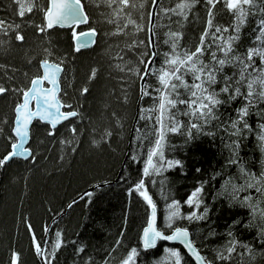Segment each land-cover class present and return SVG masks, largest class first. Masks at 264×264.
Here are the masks:
<instances>
[{"label":"snow or ice","instance_id":"snow-or-ice-1","mask_svg":"<svg viewBox=\"0 0 264 264\" xmlns=\"http://www.w3.org/2000/svg\"><path fill=\"white\" fill-rule=\"evenodd\" d=\"M11 3L20 23L0 19V51L10 52L13 40L20 42L16 47L23 48L27 43L25 25L33 29L42 43L36 53L23 48L26 62L32 65L35 61L36 67V74L31 77L23 73L28 78L27 86L15 84L14 73L20 69L0 63V80L5 81L0 83V96L18 97L12 124L6 118L0 120V137L6 141L5 151L0 155V169L14 158L31 164L37 162L38 153L29 143L37 127L52 138L49 142L54 148L59 144L60 161L79 152L85 131L91 146L111 147L113 122L116 128L123 127L122 117L111 101L117 106L128 105L130 88H134L137 96V118L145 122L135 129L139 151L130 155L131 161L142 164V168L137 169L133 182L121 174L127 185L128 210L135 195L146 213V226H142L136 246L124 243L127 212L122 216V231L114 242L97 250L102 252L99 258L87 243L66 241L63 230H53L47 224L42 225L43 235L38 236L31 218H24L30 249L40 264H56L58 253L68 244L73 246V264H246L245 254L249 261L256 259L257 245L259 255L264 256V0H169L167 5L164 0H151L150 4L144 0H91L92 6L99 10L95 20L82 0H11ZM148 7L155 11L148 13L146 28L140 21L146 19ZM225 11L230 19L220 23L217 16ZM26 15L30 18L25 19ZM34 15H39V21L31 18ZM153 16L159 28L167 29L162 35L152 26ZM161 17L166 23H159ZM193 23L199 31L187 40L184 29ZM59 30L68 34L69 47L75 53L98 47V37L124 38L123 46L105 39L107 78L118 80L119 91L115 88L107 91L111 100L106 99L103 104L102 123L83 112L82 104L74 105L64 99L67 91L62 74L68 56L59 49L55 35ZM145 31L147 37L141 39L139 34ZM245 39L247 44L243 42ZM161 40L167 51H160ZM101 71V65L90 68L87 83L79 89L82 97L90 93V85ZM85 120L89 122L87 127ZM65 131L68 135L63 134ZM170 134L184 138L182 148L201 138L213 142L219 139L222 146L223 163L211 170L207 180L201 178L183 200L164 190L165 173L172 169L185 172L183 160L167 155L177 147L170 143ZM250 137L254 138L252 151L260 153L258 166L252 156H241ZM194 171L201 177L205 174L200 167ZM116 182L121 183V179ZM111 185L108 179L89 181V187L78 199L74 197L67 208L72 209L80 201L92 205ZM157 185L158 194L165 202L162 225L158 223L156 193L150 191ZM222 200L231 209L247 210L246 222L245 217L237 214L225 231H217L212 216ZM184 205L187 211L182 210ZM56 215L63 219L65 213ZM191 225L199 227L193 232ZM241 230H254L255 236L244 241L239 235ZM205 231V240L223 238L211 249L213 259L203 254L201 245L193 239ZM160 242L173 246L163 247V255L149 261L148 256L156 255ZM176 244L182 245V249L175 247ZM122 248L127 250L117 255ZM8 264H25L22 253L12 249Z\"/></svg>","mask_w":264,"mask_h":264},{"label":"trees","instance_id":"trees-1","mask_svg":"<svg viewBox=\"0 0 264 264\" xmlns=\"http://www.w3.org/2000/svg\"><path fill=\"white\" fill-rule=\"evenodd\" d=\"M164 3L169 4V0H164ZM149 4V3H148ZM201 7V6H198ZM219 7V6H218ZM147 15L149 7L147 8ZM89 13V12H88ZM90 14V13H89ZM201 16L203 10L201 8ZM90 16H92L90 14ZM26 15L25 19H29ZM31 18L39 21V15H34ZM0 19H6L10 22L15 20L20 23V18L14 15V5L11 0H0ZM230 19L229 14L221 12L217 16L220 23H226ZM160 24L166 23L161 17ZM147 25V17L146 23ZM154 28L163 34L167 29L159 28L156 18ZM24 34L27 38V43L23 48H31L33 53L39 51V45L42 43L41 39L34 35L33 29L25 25ZM186 39L191 40L199 31L196 24H189L184 29ZM247 32V29H245ZM14 35V34H13ZM59 49L62 53L68 56V60L64 65L65 77L62 81L63 87L67 91V96L64 97L68 102L74 105L82 104L81 109L88 116H91L97 123H102L101 112L103 104L107 97V91L115 88L119 91V83L116 79H108L106 72V57L102 55L104 52V45L102 37H98L99 46L88 51H81L75 53L69 47L68 34L65 31L59 30L56 34ZM157 37L154 36V39ZM143 39H146V31L143 33ZM194 42V41H193ZM245 44L248 40L243 41ZM109 43H122L118 38H111ZM20 42L13 40L14 47L10 52L5 54L0 51V63L10 64L11 66L20 69L14 73L16 86H27L28 78L24 76V72L29 74V77L36 74L35 61L32 65L26 62L23 48H18ZM167 46L160 45V51H167ZM102 53V55H101ZM101 65L102 71L99 78L93 81L90 85V93L86 96H81L79 89L87 83L88 73L91 67ZM10 75L12 73H9ZM113 75H116L115 73ZM0 83H5L0 80ZM69 84L71 86H69ZM130 103L128 105L117 106L114 101H111L113 107L122 117V128H116L113 122V139L111 147L103 145L100 148L91 146L88 132L80 138L82 143L79 152L70 157H66L64 161H60L59 144L55 148L49 142L52 138L45 135L44 131L37 127L34 128L30 145L35 152L38 153L37 162L31 164L29 162H22L18 160L11 161L5 168L0 169V264H8L10 251L15 249L22 253V259L25 264H40L39 260L33 255L30 249V237L26 232L24 218H31V222L36 228L38 236H42V225L48 226L53 222L57 212H64L69 202L89 187V181L98 182L101 179H108L112 182L117 179L119 173L123 176L129 177V182L135 181L137 178V169L142 168V164H137L130 159L133 152L139 151L136 147V132L134 130L132 137V144H129V137L131 136L132 122L135 115V107L137 105V96L134 88L129 89ZM18 97L15 94H7L0 96V120L5 118L9 124L13 122V109ZM148 107V104H144ZM109 112L111 109L108 110ZM181 119H186L181 117ZM255 118H253L254 121ZM88 120L84 121V126H88ZM144 121L138 119L136 128L144 125ZM151 125H149V128ZM135 128V129H136ZM8 128L5 127L7 133ZM63 131V129H61ZM64 135H68L65 131ZM44 141L41 143L40 141ZM169 141L176 145L174 152H169V157L175 156L181 159L185 164V172L181 173L179 169H172L165 173L167 177L165 192H171V196L176 199L183 200L190 190H194V185H199V180L208 179L209 174L213 168L218 169L223 163V158L220 155L221 144L219 139L215 142L208 138H201L194 141L192 144L181 147L184 144V138L180 135L170 134ZM254 146V138L250 137L248 143L241 151V156L247 158L252 156L256 160L257 166L259 164L260 153L258 150L252 151ZM6 141L0 137V155L5 151ZM228 153L225 150L224 155ZM124 167V168H123ZM200 167L205 174L201 177L200 173H196L194 168ZM130 174V175H129ZM121 183L114 182L110 188H106L99 199L94 200L92 205H85L84 201H80L74 205L72 209H68L63 216L52 225L51 229H60L64 232V239L66 241L78 240L88 244L89 249L96 252L97 258L102 255V246L107 247L114 242L118 233L122 231V216L127 212L128 222L125 232L124 243L130 246H136L138 236L141 234L142 226L145 224V209L142 202L134 195L131 202L130 211L128 210L129 199L125 192L127 186L120 177ZM159 180L160 178L157 177ZM220 187L219 184L216 185ZM159 185L151 188L154 195V200L158 202V223H163L164 200L158 194ZM254 195V193H253ZM170 202V201H169ZM51 208L53 211H48ZM216 209L219 210L216 214ZM212 220L215 221L213 227L217 231H225L227 225L233 219L237 218V214L241 217L247 218V210L235 208L231 209L227 206V201H220ZM183 211H187V206L184 205ZM186 223V222H184ZM190 231L195 232L198 225H191ZM207 229V225L203 226ZM79 233V235H78ZM205 233L199 236H194L198 245H201L200 250L209 259H213L214 253L212 248L220 244L223 238H215L205 240ZM240 238L244 241L252 240L255 236V231L241 230L239 232ZM54 237V233H53ZM51 240H49V243ZM204 245H207L205 247ZM163 247H168L162 243L158 244L156 255L148 256V260L158 259L163 255ZM259 246L257 245L256 259L249 261L247 254H245L246 264H264V256L259 255ZM126 248L120 249L117 255L126 251ZM73 246L68 244L67 247L62 248L58 253V261L56 264H73L74 260Z\"/></svg>","mask_w":264,"mask_h":264},{"label":"water","instance_id":"water-1","mask_svg":"<svg viewBox=\"0 0 264 264\" xmlns=\"http://www.w3.org/2000/svg\"><path fill=\"white\" fill-rule=\"evenodd\" d=\"M155 11V9H153L152 7H149V12L148 13H152V12H154ZM148 22V21H147ZM151 22H152V26L154 27V23H155V16H153L152 18H151ZM86 25H82L81 27L83 28V27H85ZM146 28H147V26H146ZM61 31H64V30H61ZM146 37H147V31H146ZM154 38V37H153ZM89 49H84V51H88ZM91 50V49H90ZM150 51L151 50H153V49H149ZM83 51V50H82ZM134 112H135V115H134V118H133V122H132V129H131V136L129 137V144H130V146H131V144H132V137H133V133H134V130H135V128H136V125H137V121H138V118H137V105H136V107H135V110H134ZM30 143V142H29ZM14 160H19V161H23V162H26V161H24L23 159H21V158H14ZM11 162V161H10ZM9 162V163H10ZM124 168V167H123ZM121 177V173H119L118 174V176H117V179L118 178H120ZM117 179L115 180V181H113L112 182V184H114V182H116L117 181ZM90 190V189H89ZM77 199H78V197H77ZM68 210V208L66 207V210L63 212V213H65L66 211ZM60 219V216H58L57 218H55L54 220H53V222L49 225V227L51 228L52 227V225L53 224H55V222H57L58 220ZM161 243H163V244H166V245H169L168 244V242H161ZM170 246H173V245H170ZM175 247H180L181 249H182V245H179V244H176V245H174Z\"/></svg>","mask_w":264,"mask_h":264},{"label":"rangeland","instance_id":"rangeland-1","mask_svg":"<svg viewBox=\"0 0 264 264\" xmlns=\"http://www.w3.org/2000/svg\"><path fill=\"white\" fill-rule=\"evenodd\" d=\"M82 2L86 5V11L89 12V13L92 15L93 19L95 20V18H97V16H98V11H99V10H97L96 8H94V7L92 6L91 0H82ZM144 2H145L146 4H148V3L150 4L151 0H144ZM102 10H104V9H102ZM133 15L136 16L137 18H139V14H138V13H135V12H134ZM17 16H18V15H17ZM145 17H147V12L145 13ZM140 23H142V24L145 25V23H146V19L140 21ZM145 26H146V25H145ZM103 27L114 28V26H111V25H105V26H103ZM143 33H144V32H141V33L139 34V36H140L141 39H143ZM111 38H113V37H111ZM111 38H103V37H102V40H103L102 43H104V45H106V44H105V39H107V40H108V43H109V40H110ZM115 38H118V39L121 41V43H122V41H123V39H124L123 37H115ZM105 48H106V46L104 47V50H105ZM104 50H102V52H104ZM101 55H102V53H101ZM102 56L104 57V54H103Z\"/></svg>","mask_w":264,"mask_h":264},{"label":"bare ground","instance_id":"bare-ground-1","mask_svg":"<svg viewBox=\"0 0 264 264\" xmlns=\"http://www.w3.org/2000/svg\"><path fill=\"white\" fill-rule=\"evenodd\" d=\"M78 30H79V29H78ZM90 49H92V48H90ZM90 49H89V50H90ZM83 51H84V50H83ZM62 75H63V74H62ZM160 243H161V242H160Z\"/></svg>","mask_w":264,"mask_h":264}]
</instances>
